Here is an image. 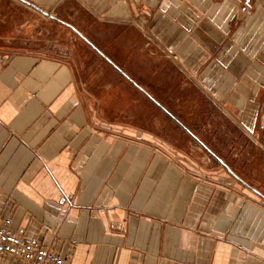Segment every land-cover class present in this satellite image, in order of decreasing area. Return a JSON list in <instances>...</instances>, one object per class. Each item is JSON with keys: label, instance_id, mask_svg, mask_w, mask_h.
Instances as JSON below:
<instances>
[{"label": "crops", "instance_id": "1", "mask_svg": "<svg viewBox=\"0 0 264 264\" xmlns=\"http://www.w3.org/2000/svg\"><path fill=\"white\" fill-rule=\"evenodd\" d=\"M5 218L69 264H264V0H0Z\"/></svg>", "mask_w": 264, "mask_h": 264}, {"label": "built area", "instance_id": "2", "mask_svg": "<svg viewBox=\"0 0 264 264\" xmlns=\"http://www.w3.org/2000/svg\"><path fill=\"white\" fill-rule=\"evenodd\" d=\"M10 218L0 223V258L11 257L22 264H69L68 258L56 253L40 237L27 238L22 229L12 231Z\"/></svg>", "mask_w": 264, "mask_h": 264}, {"label": "rangeland", "instance_id": "3", "mask_svg": "<svg viewBox=\"0 0 264 264\" xmlns=\"http://www.w3.org/2000/svg\"><path fill=\"white\" fill-rule=\"evenodd\" d=\"M112 52L113 51H116V53L118 54H121L122 52L125 51V47L120 43V42H114L112 44V48H111ZM81 52L82 53H85L86 55L91 52V50L84 44H81ZM97 64H98V67L96 68V75L93 76V78H97V81L99 83H108L109 81H114V82H117V81H122V77L121 75L115 73V74H112L105 71L109 65L107 63V61L105 60V58H98L97 59ZM139 72H132L130 75V79L131 80H137L138 79V76H139ZM141 74H146V72L142 71ZM128 78H126L127 80ZM125 80V78H124ZM118 92V91H117ZM124 91L123 90H120V94L117 93V95H115L116 98L118 99H121L124 95H123ZM132 93L134 94L133 96H138L140 95V91H138L137 89H132ZM99 97L101 99H103L105 101V104H106V112L108 111V104H107V101L109 100V96L107 94V92H103L101 91L99 93ZM121 102L123 103V101L121 100ZM137 106H134L133 109H136Z\"/></svg>", "mask_w": 264, "mask_h": 264}]
</instances>
